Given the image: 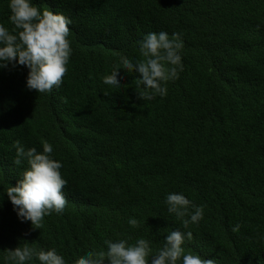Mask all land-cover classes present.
Instances as JSON below:
<instances>
[{"label":"trees","instance_id":"obj_1","mask_svg":"<svg viewBox=\"0 0 264 264\" xmlns=\"http://www.w3.org/2000/svg\"><path fill=\"white\" fill-rule=\"evenodd\" d=\"M32 2L71 20L73 51L49 93L27 89L25 66L0 69V194L28 167L13 163L14 143L42 151L47 141L67 205L34 229L3 193L0 264H12L8 249L25 244L54 248L66 264L106 250V240L144 238L155 254L177 229L193 233L186 253L264 264V0ZM9 3L0 0V24L11 30ZM161 31L184 45L183 71L166 96L138 99L135 70L120 69L119 89L104 84L121 56L143 60L140 42ZM170 193L202 207L203 219L184 229L168 212Z\"/></svg>","mask_w":264,"mask_h":264},{"label":"clouds","instance_id":"obj_2","mask_svg":"<svg viewBox=\"0 0 264 264\" xmlns=\"http://www.w3.org/2000/svg\"><path fill=\"white\" fill-rule=\"evenodd\" d=\"M9 8V21L13 27L9 30L0 24V69H14L18 65L27 67L26 87L37 93H49L53 88H59L67 74L73 51L68 39L71 20L47 8L39 9L32 0H10ZM183 47L178 33H173L171 38L164 31L148 33L139 44V52L144 59L134 63L121 56L120 63L103 78V82L110 88L119 89L122 84L120 69L129 73L135 70L141 74L135 80L138 99L149 101L157 96H166V84L178 79L183 71ZM108 94L106 90L104 95ZM14 147L13 163L19 166L26 161L28 167L17 183L10 185L5 192L21 222L31 221L34 229H40L46 215L52 212L61 214L66 208L63 189L67 180L60 172L62 164L52 158L53 147L47 141H42V151L36 147L25 149L19 141L14 143ZM165 203L168 212L174 214L186 230L203 219V208L192 204L183 194L170 193ZM128 223L133 228L140 226L134 218ZM238 227L233 230L237 231ZM192 239L190 230H173L165 236L163 247L155 254L150 241L144 238L137 239L134 244L125 239L106 240V250H89L74 264H215L213 259L185 252L182 245L185 240ZM34 258L39 264H66L54 248L37 250L27 244L8 249L5 257L12 264H26Z\"/></svg>","mask_w":264,"mask_h":264}]
</instances>
